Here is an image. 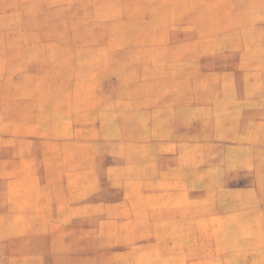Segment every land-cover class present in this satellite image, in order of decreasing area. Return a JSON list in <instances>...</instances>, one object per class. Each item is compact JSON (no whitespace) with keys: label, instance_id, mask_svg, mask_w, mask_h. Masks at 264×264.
I'll use <instances>...</instances> for the list:
<instances>
[{"label":"rangeland","instance_id":"obj_1","mask_svg":"<svg viewBox=\"0 0 264 264\" xmlns=\"http://www.w3.org/2000/svg\"><path fill=\"white\" fill-rule=\"evenodd\" d=\"M0 264H264V0H0Z\"/></svg>","mask_w":264,"mask_h":264}]
</instances>
